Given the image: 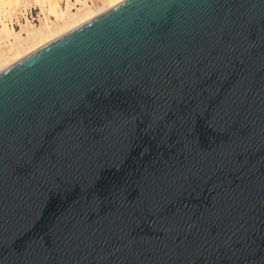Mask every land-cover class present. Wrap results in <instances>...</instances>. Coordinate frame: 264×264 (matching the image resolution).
<instances>
[{"label": "water", "instance_id": "95a60500", "mask_svg": "<svg viewBox=\"0 0 264 264\" xmlns=\"http://www.w3.org/2000/svg\"><path fill=\"white\" fill-rule=\"evenodd\" d=\"M0 264H264V0H122L1 68Z\"/></svg>", "mask_w": 264, "mask_h": 264}, {"label": "bare ground", "instance_id": "6f19581e", "mask_svg": "<svg viewBox=\"0 0 264 264\" xmlns=\"http://www.w3.org/2000/svg\"><path fill=\"white\" fill-rule=\"evenodd\" d=\"M69 1L53 10L50 6L43 7L40 3L31 0H0V6L5 3L12 4L11 7L0 10V18L7 12L28 5H35L45 16L35 25L28 21L20 22L19 28L6 25L0 19V39L9 40L4 48L0 46V69L122 0H77L81 3L79 7H77L78 3L72 6ZM49 15L52 17L49 18ZM2 42L0 41V44Z\"/></svg>", "mask_w": 264, "mask_h": 264}, {"label": "built area", "instance_id": "2783aa9c", "mask_svg": "<svg viewBox=\"0 0 264 264\" xmlns=\"http://www.w3.org/2000/svg\"><path fill=\"white\" fill-rule=\"evenodd\" d=\"M52 17L49 15V18ZM45 18L44 13L40 11L35 5H28L26 7L20 6L16 11L7 12L1 15V20L6 24L14 28H19L20 22L28 21L32 24H38Z\"/></svg>", "mask_w": 264, "mask_h": 264}, {"label": "rangeland", "instance_id": "374dc122", "mask_svg": "<svg viewBox=\"0 0 264 264\" xmlns=\"http://www.w3.org/2000/svg\"><path fill=\"white\" fill-rule=\"evenodd\" d=\"M31 1H34V2H36V3H40L43 7H51L53 10H56V9H58L60 6H64L65 5V2L67 1V3H68V1L69 0H31ZM70 2V4L72 5H75V3H78V6L77 7H79L80 5H81V3L80 2H77V0H70L69 1ZM72 2H74V3H72ZM15 4H16V2L13 4V6H15ZM72 5V6H73ZM12 6V4L10 5V4H8V3H5V4H3V5H1L0 6V10L1 9H4V8H6V7H11ZM72 6H71V8H72ZM75 10V9H74ZM59 19V18H58ZM57 19V20H58ZM40 25V24H39ZM4 39V38H3ZM2 38L0 39V41H3L2 42V44H0V46L1 47H5V45L7 44V43H9V40H7V38L6 39H4L3 40ZM6 42V43H5Z\"/></svg>", "mask_w": 264, "mask_h": 264}]
</instances>
